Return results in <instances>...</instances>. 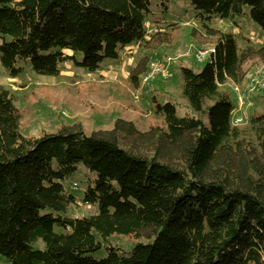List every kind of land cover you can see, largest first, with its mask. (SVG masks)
Returning <instances> with one entry per match:
<instances>
[{
	"label": "trees",
	"instance_id": "16d2710c",
	"mask_svg": "<svg viewBox=\"0 0 264 264\" xmlns=\"http://www.w3.org/2000/svg\"><path fill=\"white\" fill-rule=\"evenodd\" d=\"M189 2L214 39L200 72L178 67L191 115L153 99L162 125L147 132L116 119L90 135L76 124L27 138L14 97L0 88V256L10 264H264V112L232 126L234 105L220 90L242 84L246 61L264 63V47L240 50L232 34L206 24L247 8L264 32V0ZM149 14V0H0V66L10 78L24 62L46 77L67 62L96 72L127 46L166 43L149 38ZM147 62L137 61L130 82ZM80 165L94 175L80 201L97 213L69 218L76 198L62 183ZM114 235L137 243L124 251L109 243ZM38 241L44 250L33 248Z\"/></svg>",
	"mask_w": 264,
	"mask_h": 264
},
{
	"label": "rangeland",
	"instance_id": "374dc122",
	"mask_svg": "<svg viewBox=\"0 0 264 264\" xmlns=\"http://www.w3.org/2000/svg\"><path fill=\"white\" fill-rule=\"evenodd\" d=\"M149 9L145 24L148 36L163 39L166 43L161 46L151 44L147 49L132 44L131 48L122 50L118 60L103 61L101 69L96 72L89 73L67 62L62 65L57 77H46L35 74L30 64L24 62L21 64L23 72L10 78L0 66V88L8 90L14 97L21 115V135L37 138L43 133H56L62 127L76 124L90 135L111 129L116 119L132 121L140 131L147 132L152 126L162 125V120L153 112V99L161 103L172 102L178 116L191 115L181 96L178 67L187 66L194 72H200L208 59L196 62L194 52L197 49L211 50L214 39L205 35L198 11L189 0H149ZM247 13L248 9L244 8V15L233 21L212 17L206 24L232 34L240 50L247 45L255 49L264 47V32L250 21ZM144 56L148 59L147 66L149 62L170 58V77L162 79L154 76L143 84L141 75L138 84L130 82L132 66ZM262 64L255 58L246 61L242 66L246 75L240 86H245L247 79L253 76L254 67ZM234 87L231 82L220 87L229 94L233 105L236 103ZM251 101L252 106L246 109L247 117L264 112V91L254 94ZM206 121L203 118V122ZM89 179L93 180L94 175L80 165L76 173L62 183L66 192L76 198V204L66 212L67 217H88L97 213L96 207L83 205L80 201ZM54 232L60 234L63 230L56 227ZM109 243L129 251L137 241L114 235ZM33 248L44 250L45 245L38 241ZM105 254L102 248L94 257L100 259ZM0 264L10 262L0 256Z\"/></svg>",
	"mask_w": 264,
	"mask_h": 264
},
{
	"label": "built area",
	"instance_id": "2783aa9c",
	"mask_svg": "<svg viewBox=\"0 0 264 264\" xmlns=\"http://www.w3.org/2000/svg\"><path fill=\"white\" fill-rule=\"evenodd\" d=\"M214 54V48L209 51L195 50L194 58L196 62H203L206 59L210 61L211 55ZM171 59L166 58L163 61L149 62L146 71L143 74L142 82L145 84L154 76H160L162 79L170 77L169 66ZM234 92L236 94V103L230 116V124L232 126H241L247 121V107L252 106V97L258 92L264 91V64L254 67L253 76L247 79L245 86L234 84Z\"/></svg>",
	"mask_w": 264,
	"mask_h": 264
},
{
	"label": "crops",
	"instance_id": "0c3cea01",
	"mask_svg": "<svg viewBox=\"0 0 264 264\" xmlns=\"http://www.w3.org/2000/svg\"><path fill=\"white\" fill-rule=\"evenodd\" d=\"M147 21H148V20H147ZM147 21H146L145 24H147ZM129 48H131V46H127V47H125L124 50H125V49H129ZM107 62H108V61H107ZM113 62H114V61H113ZM110 63H111V62H110ZM132 67H134V66H132ZM99 69H101V67H100ZM99 69H98V70H99Z\"/></svg>",
	"mask_w": 264,
	"mask_h": 264
}]
</instances>
